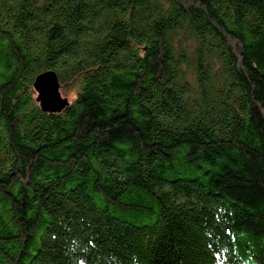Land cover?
Segmentation results:
<instances>
[{
  "label": "trees",
  "instance_id": "obj_1",
  "mask_svg": "<svg viewBox=\"0 0 264 264\" xmlns=\"http://www.w3.org/2000/svg\"><path fill=\"white\" fill-rule=\"evenodd\" d=\"M0 264H264V0H0Z\"/></svg>",
  "mask_w": 264,
  "mask_h": 264
},
{
  "label": "water",
  "instance_id": "obj_2",
  "mask_svg": "<svg viewBox=\"0 0 264 264\" xmlns=\"http://www.w3.org/2000/svg\"><path fill=\"white\" fill-rule=\"evenodd\" d=\"M60 88L61 83L54 71H45L36 77L34 82V89L38 93L36 100L43 111L60 113L69 105L68 99L62 97Z\"/></svg>",
  "mask_w": 264,
  "mask_h": 264
},
{
  "label": "rangeland",
  "instance_id": "obj_3",
  "mask_svg": "<svg viewBox=\"0 0 264 264\" xmlns=\"http://www.w3.org/2000/svg\"><path fill=\"white\" fill-rule=\"evenodd\" d=\"M59 78V77H58ZM60 82V80H59ZM65 87L60 88V92L63 98H68V101H73L76 95H73L71 92H66L64 90ZM36 96H38V93H36Z\"/></svg>",
  "mask_w": 264,
  "mask_h": 264
},
{
  "label": "bare ground",
  "instance_id": "obj_4",
  "mask_svg": "<svg viewBox=\"0 0 264 264\" xmlns=\"http://www.w3.org/2000/svg\"><path fill=\"white\" fill-rule=\"evenodd\" d=\"M69 104V103H68Z\"/></svg>",
  "mask_w": 264,
  "mask_h": 264
}]
</instances>
